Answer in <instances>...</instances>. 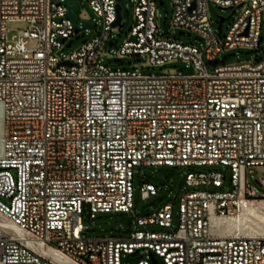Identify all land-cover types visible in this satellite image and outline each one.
Returning a JSON list of instances; mask_svg holds the SVG:
<instances>
[{"label":"built area","instance_id":"2783aa9c","mask_svg":"<svg viewBox=\"0 0 264 264\" xmlns=\"http://www.w3.org/2000/svg\"><path fill=\"white\" fill-rule=\"evenodd\" d=\"M82 1L94 13L82 30L95 35L60 60L54 50L77 27L64 0H0V217L16 229L0 227V264H121L137 254L135 264H153L150 254L157 264H264V237L221 236L211 227L215 218L264 214V193L247 175L264 170V59L209 65L226 49L259 48L264 0H168L171 26L196 34L198 46L163 35L156 0H126L134 21L119 53L149 66L186 62L190 75L104 64L117 1ZM209 3L242 9L223 38ZM15 21L27 28L8 39ZM16 77H39L41 94L14 88ZM215 166L230 172L227 186L220 172H188L184 184L193 190L173 199L175 211L171 203L147 209L125 238L86 236L82 204L91 218L132 211L135 168ZM156 193L141 185L142 200ZM186 205L205 222L189 226Z\"/></svg>","mask_w":264,"mask_h":264},{"label":"rangeland","instance_id":"374dc122","mask_svg":"<svg viewBox=\"0 0 264 264\" xmlns=\"http://www.w3.org/2000/svg\"><path fill=\"white\" fill-rule=\"evenodd\" d=\"M163 5L159 6L157 13L160 18L156 24L163 35L169 40L179 42L181 44L198 46L200 38L187 30L174 28L171 26L172 7L168 0H162ZM126 0L121 2L122 6V23L120 27L112 30V39L106 45L102 54L104 64L112 69H137L143 74L153 75H172L181 72L183 75L194 74L195 70L191 66H186V62L171 61L159 66H149L146 62H142L139 57L121 55L119 50L122 44L128 40V29L134 21L131 9H126ZM70 5H73L72 12L76 17L77 27L83 23H91L94 13L90 7L82 0H70ZM235 12L222 23V32L220 38H223L232 25V23L241 14L242 9L239 6L234 8ZM232 9H221L209 3L207 6V16L212 21L214 27L218 22V17L227 18ZM260 36L262 40L258 49L252 48H234L224 50L218 57H226L221 63L225 66L235 65L237 63H256L264 59V12L261 14ZM27 28L24 21H15L7 25V37L11 39L17 37L19 33ZM94 28L90 29L89 34L85 36L83 30L77 31L71 37L66 39L59 49L54 50V55L62 60L67 59L69 55L76 51L82 44L87 43L94 36ZM111 50L113 52H111ZM217 171L222 173L225 178L226 186L228 185L230 172L226 168L220 166L215 167H186V168H170V167H138L135 168L133 177V208L129 213H96L94 218L90 217L89 206L82 204L81 224L86 230L87 237L93 238H125L131 231L136 229L135 220L145 216L144 208L151 210L158 209L165 204L171 203L174 211L177 208L176 202H172L177 198L181 192L193 190L184 184L185 175L188 172H207ZM250 178L251 185L255 186L260 193H264V187H260L256 180H264V170L260 168H251L247 172ZM147 183L157 189L154 196L146 200L140 197L141 185ZM197 189H204L199 187ZM261 205H264L262 203ZM229 219H226L228 221ZM248 226L250 228L244 229L241 234L246 236L264 237V221L252 220ZM142 256L137 254L135 256H121V264H135Z\"/></svg>","mask_w":264,"mask_h":264},{"label":"bare ground","instance_id":"6f19581e","mask_svg":"<svg viewBox=\"0 0 264 264\" xmlns=\"http://www.w3.org/2000/svg\"><path fill=\"white\" fill-rule=\"evenodd\" d=\"M26 86H28V92H31V94H41L43 82H39V77L14 78V88H26ZM153 92H160V85H153ZM132 96H139V88H132ZM185 213H188L189 226H197L201 225L202 222H205V215H202L201 211L199 210H194V205H186ZM252 220L264 221V214H257L254 219H248L245 216L238 220L233 219L228 221L215 218L212 220L211 227L214 231H219L221 236H229L232 235L236 230L243 231L246 228H250L248 224ZM0 227L11 232L16 231V229L11 224L5 222L1 217ZM55 258L57 259L56 256Z\"/></svg>","mask_w":264,"mask_h":264},{"label":"water","instance_id":"95a60500","mask_svg":"<svg viewBox=\"0 0 264 264\" xmlns=\"http://www.w3.org/2000/svg\"><path fill=\"white\" fill-rule=\"evenodd\" d=\"M69 1L70 0H64V2H63V5L66 7V9H67V15H66V18L72 23V25L75 27V20H76V17H75V15L73 14V12H72V9H73V5H70L69 4ZM117 1V5H116V20H115V22L112 24V26L113 27H119V25H120V23H121V19H122V16H121V6H120V2H121V0H116ZM157 2H158V5L159 6H162L163 5V1L162 0H156ZM232 15V12L230 13V15L227 17V18H223V17H218V22H217V31H218V34H220L221 33V31H222V23H223V21L224 20H226V19H229L230 18V16ZM58 21H59V19H57ZM90 27V25L89 24H83L82 25V27L81 28H77V27H75V29H76V32L77 31H81L82 29H84V28H89ZM63 42V39H60V43H62ZM225 56L224 57H222L221 58V60H219V61H210L209 62V65L210 66H214V65H216V64H219V63H222L224 60H225ZM65 64H68V63H65ZM145 209V211L147 212V209L146 208H144ZM149 257H150V259H151V261H152V263L153 264H157L156 263V261H155V259L153 258V256L150 254L149 255Z\"/></svg>","mask_w":264,"mask_h":264}]
</instances>
